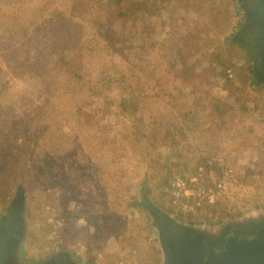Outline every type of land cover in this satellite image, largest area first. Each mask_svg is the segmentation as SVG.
<instances>
[{"label":"rangeland","instance_id":"1","mask_svg":"<svg viewBox=\"0 0 264 264\" xmlns=\"http://www.w3.org/2000/svg\"><path fill=\"white\" fill-rule=\"evenodd\" d=\"M242 5L0 0V218L23 191L26 263L63 248L162 264L145 194L196 227L264 212V82L235 40ZM193 177L188 196L174 187ZM219 184L214 204L198 195Z\"/></svg>","mask_w":264,"mask_h":264},{"label":"water","instance_id":"2","mask_svg":"<svg viewBox=\"0 0 264 264\" xmlns=\"http://www.w3.org/2000/svg\"><path fill=\"white\" fill-rule=\"evenodd\" d=\"M242 6L251 25L248 44L253 48V65L261 72L258 81L264 82V0H247ZM140 205L157 233L162 264H264V212L212 229L178 221L146 194ZM26 207L25 193L19 191L0 218V264H88L63 248L43 260L26 263Z\"/></svg>","mask_w":264,"mask_h":264},{"label":"built area","instance_id":"3","mask_svg":"<svg viewBox=\"0 0 264 264\" xmlns=\"http://www.w3.org/2000/svg\"><path fill=\"white\" fill-rule=\"evenodd\" d=\"M188 184H191V186H196L198 184V178L193 177L189 182L179 178L175 180L174 187L181 193H184V195L188 196L191 189L188 187ZM222 186V184H219L215 192L213 190H209L208 192H199L198 195L200 197L203 195V197H205L209 203L214 204L221 196Z\"/></svg>","mask_w":264,"mask_h":264},{"label":"flooded vegetation","instance_id":"4","mask_svg":"<svg viewBox=\"0 0 264 264\" xmlns=\"http://www.w3.org/2000/svg\"><path fill=\"white\" fill-rule=\"evenodd\" d=\"M243 3L247 0H241ZM250 30H251V25L247 22V21H244L242 26L239 27V29L237 30V34L235 36V40L241 42L242 44L244 45H249L248 44V37H249V34H250ZM250 46V45H249ZM251 49H253L251 46H250ZM257 76L261 74V72L258 70L256 71L255 73Z\"/></svg>","mask_w":264,"mask_h":264},{"label":"trees","instance_id":"5","mask_svg":"<svg viewBox=\"0 0 264 264\" xmlns=\"http://www.w3.org/2000/svg\"><path fill=\"white\" fill-rule=\"evenodd\" d=\"M223 44H224V46H226V43H223ZM220 65H221V67L218 68L219 76H220V78L225 79V77H227V71H228L230 65L229 64H226L224 62H221Z\"/></svg>","mask_w":264,"mask_h":264}]
</instances>
